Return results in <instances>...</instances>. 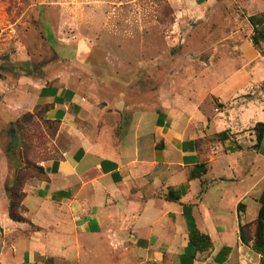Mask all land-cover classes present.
<instances>
[{
  "label": "crops",
  "instance_id": "crops-1",
  "mask_svg": "<svg viewBox=\"0 0 264 264\" xmlns=\"http://www.w3.org/2000/svg\"><path fill=\"white\" fill-rule=\"evenodd\" d=\"M223 41L242 67L229 70L227 58V73L206 70L197 102L180 86L152 102L127 92L101 102L63 73L19 91L12 112L50 106L61 149L42 164L48 179L26 184L24 222L9 216L10 169L0 167V264H264V247L241 236L246 225L254 235L264 192L254 131L264 123V48ZM222 132L224 142L197 144Z\"/></svg>",
  "mask_w": 264,
  "mask_h": 264
},
{
  "label": "rangeland",
  "instance_id": "rangeland-1",
  "mask_svg": "<svg viewBox=\"0 0 264 264\" xmlns=\"http://www.w3.org/2000/svg\"><path fill=\"white\" fill-rule=\"evenodd\" d=\"M263 12L264 0H0V167L9 165L8 187L19 170L31 182L33 167L61 149L62 126L40 106L12 112L19 91L56 85L63 73L101 102L119 92L152 102L178 86L197 102L210 85L206 70L242 67L235 45L221 40L251 39L250 18ZM256 68L264 77V66ZM215 142L216 135L200 140Z\"/></svg>",
  "mask_w": 264,
  "mask_h": 264
},
{
  "label": "trees",
  "instance_id": "trees-1",
  "mask_svg": "<svg viewBox=\"0 0 264 264\" xmlns=\"http://www.w3.org/2000/svg\"><path fill=\"white\" fill-rule=\"evenodd\" d=\"M250 23L252 24L254 28V35L252 37V40L255 44L256 47L260 46L261 42H264V12L260 15V17H255L252 16L250 18ZM39 109H42L45 114L48 113L50 110V106H40ZM60 124L59 121H54ZM254 131L256 133V145L255 148H258L262 145L264 141V123H258L254 127ZM16 138V135H15ZM216 139L218 141H226L228 139L227 132H222L216 135ZM197 144H200V140L197 142ZM205 172V171H204ZM18 180L16 184L13 187H7V193L9 196L10 200V206H9V216L12 220L16 222H24L25 218L23 217L21 213V206L22 202L25 198V193L24 189L27 184L26 181H23L26 178V175L22 172V170L18 171ZM33 178L32 179H39V180H47L48 175L43 167L40 166H34L33 167ZM191 177H196L194 173H192ZM183 191V190H182ZM181 191V192H182ZM178 192H170L168 195V199H173V200H180L181 198V193L180 195L174 197ZM260 203H261V209L259 211V216L258 219L255 221L254 225L256 226L254 235H250L249 231L250 228L254 227L253 225H246L242 228L241 231V236L243 241L246 243H249L251 240H253V247L257 252H263V247H264V192L260 198ZM195 233V231H193ZM194 241V236L191 238ZM202 241L206 240L207 243H210V238L208 236H201Z\"/></svg>",
  "mask_w": 264,
  "mask_h": 264
}]
</instances>
